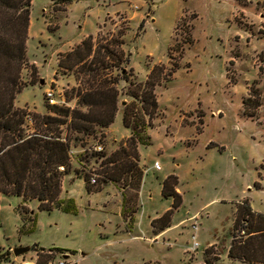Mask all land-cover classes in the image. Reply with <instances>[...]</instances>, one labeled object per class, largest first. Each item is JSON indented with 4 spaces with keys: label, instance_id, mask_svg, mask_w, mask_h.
Returning a JSON list of instances; mask_svg holds the SVG:
<instances>
[{
    "label": "rangeland",
    "instance_id": "obj_1",
    "mask_svg": "<svg viewBox=\"0 0 264 264\" xmlns=\"http://www.w3.org/2000/svg\"><path fill=\"white\" fill-rule=\"evenodd\" d=\"M72 1L54 9L50 0H32L28 64L21 72L23 90L16 107L47 114L50 88L56 100L64 99L63 106H75L64 96L72 88L71 75L59 70L55 60L83 35L122 32L135 82H144L156 64L179 67L155 89L160 108L146 130L152 143L138 146L137 165L146 171L142 196L133 200L130 186L110 182L101 192L87 194L81 178H98L101 160L77 143L71 147L77 173L65 178L63 188L78 214L39 212L32 201L36 228L21 235L19 218H29L24 213L31 210L29 202L19 205L17 197L0 195V253L13 259L7 248L22 246L61 249L72 264H204L206 247L215 244L211 264H242L227 257L235 207L249 196L252 208L264 213V0ZM126 85H117L119 116L108 138L87 139V147L101 142L107 156L130 136L122 128V105L135 102L139 107L126 95ZM156 161L159 171L153 168ZM171 172L179 180L182 206L165 234L154 238L150 218L171 206V199L160 196L159 183ZM259 184L262 190H257ZM122 194L128 203L126 220L134 218L130 232L120 215ZM194 223L198 247L193 252ZM33 258L31 251L16 262Z\"/></svg>",
    "mask_w": 264,
    "mask_h": 264
},
{
    "label": "trees",
    "instance_id": "obj_2",
    "mask_svg": "<svg viewBox=\"0 0 264 264\" xmlns=\"http://www.w3.org/2000/svg\"><path fill=\"white\" fill-rule=\"evenodd\" d=\"M50 2L58 9L61 2L70 5L73 1ZM31 4L32 0H0V195L19 197L24 204L36 201L39 212L58 210L78 214L74 199L62 197L64 176L77 173L73 168L71 147L78 143L85 149L89 137L96 139L99 135L104 139L103 131L114 122L119 111L117 85L123 81L127 84L126 95L139 103V107L135 102L122 105V126L130 136L126 145L110 156L104 152H84L101 160V171L94 189L89 185V175L82 179L87 192H99L108 182L123 183L124 187L130 186L135 191L133 200H136L143 178L137 165L138 146L152 143L146 130L151 128V120L158 110L155 89L163 81L169 82L179 66L171 63V68L167 69L163 64H156L144 82H135V71L128 67L130 60L122 49L123 33L104 35L98 32L95 37L88 35L70 51L57 56L59 70L72 74L76 82L64 92L67 102L75 100L73 108L47 106L48 113L44 115L18 108L15 100L23 90L21 72L28 64L26 42ZM143 24H139V31L143 30ZM30 68L34 75L35 67L31 65ZM31 84H35L33 79ZM177 185L178 177L174 174L162 182L161 196L171 199V206L161 217L151 221L155 234L170 226L174 211L182 205ZM127 204L122 194L121 217L130 231L134 218L126 220ZM24 213L29 218H20L22 224L18 233L21 235L32 233L37 224L36 212L25 209ZM230 236L229 259L242 264H264V214L253 212L248 198L235 207ZM215 249V244L206 248L204 264H211L209 255L215 254ZM50 250L65 253L58 248ZM7 260L8 253H0V262L7 263Z\"/></svg>",
    "mask_w": 264,
    "mask_h": 264
},
{
    "label": "built area",
    "instance_id": "obj_3",
    "mask_svg": "<svg viewBox=\"0 0 264 264\" xmlns=\"http://www.w3.org/2000/svg\"><path fill=\"white\" fill-rule=\"evenodd\" d=\"M45 95H46V101L50 106H54V105L55 106H63L66 104L63 98L60 100H56V98L54 96V92L51 88L46 92ZM58 96L62 97L61 95H58ZM82 150H83V152H87L89 154H91V153H103L104 152V145L99 141H95V143H93L91 146H88ZM71 153H72V151H71ZM153 168L156 171H158L160 169L158 162L153 163ZM61 170H62V168H61ZM89 183L91 185L97 184V178L91 176L89 178ZM197 231H198V226L196 225V223H194V225H193L194 234L191 237V239L194 242V246L191 248L193 252L196 251L197 247H198L197 243L195 242ZM33 252H34V258L33 259L21 260L20 262H16V259H18L20 256L19 257L13 256L12 250H10V254L13 256V259L8 258L7 264H72V262L68 261V259L65 258L66 257L64 255L65 253H60V252H57L55 250H50V249L44 250V251L34 249Z\"/></svg>",
    "mask_w": 264,
    "mask_h": 264
},
{
    "label": "crops",
    "instance_id": "obj_4",
    "mask_svg": "<svg viewBox=\"0 0 264 264\" xmlns=\"http://www.w3.org/2000/svg\"><path fill=\"white\" fill-rule=\"evenodd\" d=\"M86 36H88V35H83V36H81V38H79L78 39V41H76L74 44H72V47L73 46H75V45H77L83 38H85ZM72 48H69L67 51H70ZM231 59V58H230ZM55 64H56V67H57V59L55 60ZM58 68V67H57ZM152 68V67H151ZM59 69V68H58ZM146 70H149L148 68L146 69ZM137 73H138V71H137ZM148 74V73H147ZM71 76H69L71 79L69 80V85L71 86V87H74L75 85H76V82H75V80H74V77H73V75L72 74H70ZM147 76V75H146ZM59 82V80H56L55 81V83H56V85H57V83ZM125 86V85H124ZM159 87V86H158ZM158 87H156V88H158ZM125 100H123L122 101V103H125L124 102ZM157 103H158V101H157ZM74 105L75 104V102H73V103H71L70 105ZM18 107V106H17ZM18 108H20V107H18ZM158 108H160L159 107V104H158ZM117 116H119L118 114L116 115V117H115V120L117 119ZM121 119H122V117H121ZM115 120H114V122H115ZM113 122V123H114ZM112 123V124H113ZM112 124L108 127V128H106L104 131H103V133H104V138H108V136H109V131H110V128H111V126H112ZM121 124H122V121H121ZM122 128H123V126H122ZM124 129V128H123ZM125 130V132H128V130H126V129H124ZM209 144H211V143H209ZM216 147V146H215ZM215 147H211V148H215ZM211 148H207V146H206V150H208V149H211ZM157 162V161H156ZM159 164V163H158ZM159 166H160V164H159ZM161 168V167H160ZM141 170H142V168H141ZM160 170V169H159ZM158 170V171H159ZM142 172H143V179H144V175H145V170H142ZM170 174H174L173 172H171ZM170 174H168V175H170ZM70 175H72L71 173L70 174H68V175H66V176H64V178H63V180H62V197H67V196H65V194H67V192L64 190V188H63V182H64V180H65V178L67 177V176H70ZM168 175H166V176H164L162 179H161V181H160V183H159V188H160V196H161V188H162V182H163V180L168 176ZM175 175V174H174ZM260 177V176H259ZM79 178H81V177H79ZM76 179H78V177L76 178ZM82 179V178H81ZM143 179H142V181H141V186H140V190H139V194H138V198L139 197H141L142 196V184H143ZM260 179H262V177L260 178ZM74 181H72L71 180V182H69V183H73ZM82 184H83V187H84V189H85V183H84V181H83V179H82ZM260 185V184H259ZM178 188H179V180H178V185H177V188H176V191L179 193V190H178ZM102 190V189H101ZM257 190H262V187H261V185L259 186V189H257ZM85 191H86V189H85ZM87 192V191H86ZM99 192H101V191H99ZM98 192V193H99ZM91 193H97V192H87V194H91ZM250 193V192H249ZM180 194V193H179ZM162 197V196H161ZM18 198V200H19V205L21 204V202H22V200H21V198H19V197H17ZM67 198H69V197H67ZM163 198V197H162ZM248 199H249V201H250V206H251V198L248 196L247 197ZM122 199V198H121ZM239 201V200H238ZM183 202V201H182ZM30 203H32V201H29V206L31 207V210H33L34 208L32 207L33 205H31ZM122 204V201H121V203H120V205ZM38 205V204H37ZM182 206V205H181ZM180 206V207H181ZM37 207V206H36ZM121 207V206H120ZM180 207L177 209V210H175L174 212H176V211H178L179 209H180ZM37 209V208H36ZM251 209H252V211L253 212H256V213H260V212H257V211H255L253 208H252V206H251ZM34 211V210H33ZM35 212V211H34ZM165 213V212H164ZM163 213V214H164ZM162 214V215H163ZM174 214V213H173ZM262 214H264V213H262ZM120 215H121V208H120ZM162 215H160L159 217H161ZM159 217H153V218H150V223H151V221L152 220H155V219H157V218H159ZM20 219V218H19ZM172 220H173V216H172ZM172 220H171V223H172ZM136 221V220H135ZM133 225H136L135 223L133 224ZM171 227V224H170V226L168 227V228H166L164 231H161L160 233H158V234H155L154 232H153V229H152V227H151V224H150V228H151V230H152V233H153V235H154V238H157L158 236H160V235H163V234H165V232L169 229ZM133 228H134V226H132V229L131 230H133ZM130 232V231H129ZM211 245V244H210ZM209 245V246H210ZM209 246H207V247H209ZM20 247H22V246H20ZM206 247V248H207ZM10 249L11 248H7V250L8 251H10ZM65 258H67L68 259V257L66 256ZM18 259H16V261H17ZM3 262V261H2ZM1 263V262H0ZM4 263H5V261H4ZM5 264H7V263H5Z\"/></svg>",
    "mask_w": 264,
    "mask_h": 264
},
{
    "label": "water",
    "instance_id": "obj_5",
    "mask_svg": "<svg viewBox=\"0 0 264 264\" xmlns=\"http://www.w3.org/2000/svg\"><path fill=\"white\" fill-rule=\"evenodd\" d=\"M31 251H34V247H16L12 250V254L15 257H19Z\"/></svg>",
    "mask_w": 264,
    "mask_h": 264
}]
</instances>
